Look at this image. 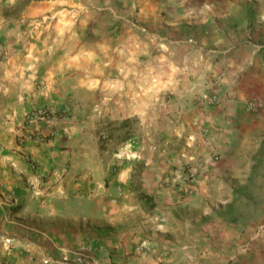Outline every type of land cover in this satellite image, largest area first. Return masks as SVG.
<instances>
[{"label": "crops", "instance_id": "obj_1", "mask_svg": "<svg viewBox=\"0 0 264 264\" xmlns=\"http://www.w3.org/2000/svg\"><path fill=\"white\" fill-rule=\"evenodd\" d=\"M245 1L0 0V264L208 258L218 215L264 163V108L248 107L264 101V48L208 42ZM45 105L70 112L27 123ZM123 120L133 135L101 150ZM250 238L231 241L230 264H264V233Z\"/></svg>", "mask_w": 264, "mask_h": 264}, {"label": "rangeland", "instance_id": "obj_2", "mask_svg": "<svg viewBox=\"0 0 264 264\" xmlns=\"http://www.w3.org/2000/svg\"><path fill=\"white\" fill-rule=\"evenodd\" d=\"M241 4V6H237L234 9L238 11V13L234 11L229 14V31L227 37L208 38V42H210V45H213V47L216 44H221L223 48L226 49H223V54L227 56L238 55L240 51L251 52L252 49L259 48L261 50L264 48V0H246ZM242 8L248 9V11L242 14ZM262 56L264 57V52ZM115 144V141H112V139H107L106 134H102L100 137L101 150L114 148ZM106 157L111 158L108 152L106 153ZM261 176H264V163L258 164L256 169H254L252 181L247 182L242 195L239 194V196L234 198V203L231 208L227 207L225 209L226 212L218 215V217L223 220L214 223L213 235L211 238L212 245L208 246V242H206L200 247L203 249L201 254L206 252L208 258L211 257L213 264L231 263L232 256L238 252L236 243H232L231 241L236 242V237L239 236L240 233H245L244 248L247 247L248 242L253 240L250 238L251 236L260 232L264 233V226L254 230H247L240 227L242 223L247 227L253 221L263 217L264 197L261 196ZM226 232L230 233L233 238L230 237L234 240L228 239ZM204 249H206V251H204ZM209 249L212 250V253L208 251ZM183 255L186 259L183 260L182 264H189V256H193V253L185 248ZM208 258L202 257V264H205L204 260H206V264H208Z\"/></svg>", "mask_w": 264, "mask_h": 264}, {"label": "built area", "instance_id": "obj_3", "mask_svg": "<svg viewBox=\"0 0 264 264\" xmlns=\"http://www.w3.org/2000/svg\"><path fill=\"white\" fill-rule=\"evenodd\" d=\"M248 107L250 110L259 111L264 108V101L259 97H253L248 100ZM69 109L56 110L51 105H45L41 108L32 110L26 115L27 123L31 122H46L49 124H54L55 119L66 117L69 114ZM58 132L56 129L51 130L49 135H56ZM31 137V136H30ZM33 167H36V163H33ZM190 179V177L188 178ZM188 181V180H187ZM191 183L190 181H188ZM192 184V183H191Z\"/></svg>", "mask_w": 264, "mask_h": 264}, {"label": "trees", "instance_id": "obj_4", "mask_svg": "<svg viewBox=\"0 0 264 264\" xmlns=\"http://www.w3.org/2000/svg\"><path fill=\"white\" fill-rule=\"evenodd\" d=\"M132 120H123V121H108L105 126V133L107 136V139H112V141H115V143L118 144H123L126 142V140L133 135L132 132H134L131 127L129 126V122ZM133 124V123H131ZM150 195L145 194L146 198H151L149 197Z\"/></svg>", "mask_w": 264, "mask_h": 264}]
</instances>
